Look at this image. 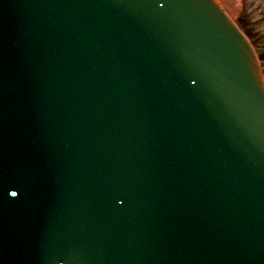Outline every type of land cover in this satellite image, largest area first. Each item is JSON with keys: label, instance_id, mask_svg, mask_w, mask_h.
Segmentation results:
<instances>
[{"label": "water", "instance_id": "water-1", "mask_svg": "<svg viewBox=\"0 0 264 264\" xmlns=\"http://www.w3.org/2000/svg\"><path fill=\"white\" fill-rule=\"evenodd\" d=\"M222 16L0 0V264H264V89Z\"/></svg>", "mask_w": 264, "mask_h": 264}, {"label": "rangeland", "instance_id": "rangeland-1", "mask_svg": "<svg viewBox=\"0 0 264 264\" xmlns=\"http://www.w3.org/2000/svg\"><path fill=\"white\" fill-rule=\"evenodd\" d=\"M228 8L236 10L235 20L242 21L244 32L264 58V0H226ZM264 67V63H263Z\"/></svg>", "mask_w": 264, "mask_h": 264}, {"label": "bare ground", "instance_id": "bare-ground-1", "mask_svg": "<svg viewBox=\"0 0 264 264\" xmlns=\"http://www.w3.org/2000/svg\"><path fill=\"white\" fill-rule=\"evenodd\" d=\"M213 7H216L218 11L223 15L222 17L225 18L227 21L231 22L232 25L236 24L235 16H236V10L230 9L226 5V0H208ZM239 30V28H238ZM241 31V30H239ZM245 32H241V37H244L245 35L248 36V34H245ZM249 37H247L248 40ZM251 49V48H250ZM252 50V49H251ZM262 89H264L263 84H261Z\"/></svg>", "mask_w": 264, "mask_h": 264}]
</instances>
